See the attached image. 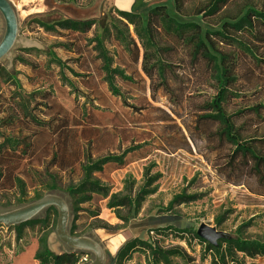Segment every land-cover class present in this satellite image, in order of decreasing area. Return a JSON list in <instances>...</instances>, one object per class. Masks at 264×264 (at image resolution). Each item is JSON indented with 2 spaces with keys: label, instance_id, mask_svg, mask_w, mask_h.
<instances>
[{
  "label": "rangeland",
  "instance_id": "rangeland-1",
  "mask_svg": "<svg viewBox=\"0 0 264 264\" xmlns=\"http://www.w3.org/2000/svg\"><path fill=\"white\" fill-rule=\"evenodd\" d=\"M9 1L19 20V42L11 58L2 62L20 86L12 79L0 76V93L9 100L6 113L0 112V136L16 135L15 128L3 127L2 119L18 114L13 110V104L29 101L30 95L38 89L54 94L56 109L45 117L48 124L30 151L31 167L24 174V192L19 189L0 190V213L23 207L50 194L62 197L72 209V200L66 189L79 183V163L95 162L109 153L120 155L136 146H143L127 156L132 160L128 166L118 168L109 165L97 175L103 184L111 187L113 194L135 196L145 184L148 168L151 174H161L158 192L145 201L138 213H131L129 209L111 210L105 200L99 203L97 219L91 218L87 212L96 211L94 205H80L82 211L70 215L69 229L76 226V234L80 237H91L102 243L106 264H114L120 248L134 238L150 240L165 249L179 247L185 250L188 259L172 258V264H213V256L207 253L206 244L202 245L192 236L153 232L159 227L190 228L198 233L200 227L206 225L226 234L228 239L264 240V198L222 180L202 155L208 148L207 136L212 139L215 131V127L196 123L203 116L204 107L218 92L210 68L203 63L192 65L189 52L182 45L162 38L167 79L163 82L157 78L152 83L142 73L141 65L136 67L127 63L128 74H134L135 83L118 82L120 94L114 96L101 82V62L96 59L95 43L92 41L95 36L102 35L104 26L112 16L117 15L118 10L138 13L146 19L150 10L165 5L178 21L195 22L204 31L215 32L220 30L224 17H235L244 4H261L264 0H229L213 18L193 15L192 9L206 0H183L186 11L183 14L175 11L172 0ZM65 19L96 21L97 24L90 34L81 38L76 35L56 38L45 34L43 29H34V20L52 24ZM4 34L5 22L0 14V42ZM213 40L218 50L234 55L235 47L226 46L216 37ZM23 49L30 52H21ZM261 55H264V47L259 50ZM243 59L241 57L239 62L241 77L232 88L241 97L226 103L228 114L264 104L262 72L249 62V57L247 63ZM243 67L253 68L254 75L249 73L243 77ZM34 106L35 102L30 108ZM172 109L178 113V116H173L174 122L161 121ZM40 110L36 116L42 120L45 109ZM184 122L199 145L196 147L191 143V152L179 150L173 153L176 146L184 144L175 124L186 137L189 136ZM49 131L55 135L51 136ZM142 154L146 157L139 159ZM14 162L17 160L14 159ZM127 181L136 184L132 193L125 190ZM180 194L199 195L200 199L169 210L170 202ZM21 199L26 201L24 205L18 204ZM76 218L79 219L76 221ZM57 220L58 214L52 211L47 225L42 227L49 232L50 253L61 255L71 250L57 237ZM96 225L101 229H93ZM15 242V232L0 227V264L12 263ZM82 260L89 264L93 256L85 255ZM132 263L146 264L145 257L135 254ZM257 264L264 263L259 261Z\"/></svg>",
  "mask_w": 264,
  "mask_h": 264
},
{
  "label": "trees",
  "instance_id": "trees-1",
  "mask_svg": "<svg viewBox=\"0 0 264 264\" xmlns=\"http://www.w3.org/2000/svg\"><path fill=\"white\" fill-rule=\"evenodd\" d=\"M172 1L178 14L186 12L183 8V0ZM60 2L77 3V0H60ZM228 2L229 0H206L192 9L193 15L202 18L217 17L221 8ZM116 14L104 26L102 35L95 36L92 40L95 43L96 59L101 62L103 75L101 82L106 85L107 90L114 96H118L120 94L118 82L129 85L135 83L134 74H128L127 63L136 67L141 65L142 73L152 83L157 78L164 82L167 79V65L162 56L164 49L161 46V40L164 38L182 45L189 52L192 65L203 63L210 68L218 87L217 95L204 107L203 116H200L196 122L199 126L215 127L212 139L207 136L208 148H205L202 155L222 180L237 187H244L250 194L264 198V104H257L234 114H228L225 109L227 102L241 97L240 94L232 91L236 81L241 77L239 74L241 57H244V63H247L249 57L251 59L249 62L260 73L262 72L264 78V55L259 56L260 48L264 47V2L244 4L237 16L224 17L220 30L215 32L204 31L201 25L195 22L178 21L165 5L156 6L150 10L146 19L141 14L129 11L118 10ZM34 21H36L34 29H43L45 34L56 38L71 35L81 38L90 34L97 24L96 21L73 19H65L52 24ZM213 37L218 38V41L226 46L235 47L234 55L218 50ZM20 51L30 52L24 49ZM58 63L62 65L61 61ZM242 71H244L243 77L248 76L249 73L254 75L253 68L243 67ZM0 76L12 79L19 85L16 77L7 70L3 62H0ZM33 102L35 106L30 108ZM7 103L9 100L0 93V112L6 113ZM40 109H45L42 120L36 116V113L41 111ZM55 109L54 94L41 92L38 89L30 95L29 101L13 104V110L18 114L15 113L11 117L8 115L2 119L3 127L15 128L16 135L0 136V140H3L0 143V190L19 189L23 191L26 188L24 174L31 167L29 165L30 151L48 124L45 117H48L49 113L54 112ZM165 115L166 119L161 121L173 123V116H178V113L172 109ZM183 125L189 136L186 137L182 129L175 124L182 135L184 144L176 146L173 153L179 150L191 152V143L196 147L199 145L190 127L185 122ZM29 133L31 134L28 135ZM49 134L55 135L50 131ZM140 148L143 146H136L120 155L109 153L95 162L79 163V183L71 184L66 189L72 200L71 215L82 211L79 208L80 205H94L96 211L88 210L87 212L90 213L91 218L97 219L99 203L105 200L108 201L107 207L111 210L129 209L131 213H138L145 201L158 192V181L161 179V174H151L148 168L145 174V184L135 196L113 194L111 187L103 184L97 175L102 174L109 165H116L118 168L128 166L132 160L127 156ZM145 157L146 155L142 154L139 159ZM14 159L17 160L16 163ZM135 185V182L127 181L125 190L132 193ZM51 188L56 189L55 186ZM199 199V195L180 194L173 198L168 208L173 210L176 207L195 203ZM25 203L26 201L21 199L18 204L24 205ZM52 211L57 214L56 209L51 208L26 224L10 227L9 229L16 234V242L22 240L26 228L36 225L46 226ZM78 219L76 218V221ZM93 229H101V226L96 225ZM69 230L71 235L81 236L76 234V226ZM153 232L160 235L173 232L179 237L192 236L202 245L206 244L207 253L213 256V264H257L259 261L264 263V240L261 239L240 237L225 239L213 247L200 239L197 233L190 228L166 226L159 227ZM48 236L49 232H46L39 239V249L35 260L41 264H85L82 262V257L91 255L84 252L54 255L49 251ZM135 254L144 256L146 264H172V258L184 261L188 259L187 253L182 248L165 249L158 244H153L150 240L134 238L128 240L120 248L114 258V264H133Z\"/></svg>",
  "mask_w": 264,
  "mask_h": 264
},
{
  "label": "water",
  "instance_id": "water-1",
  "mask_svg": "<svg viewBox=\"0 0 264 264\" xmlns=\"http://www.w3.org/2000/svg\"><path fill=\"white\" fill-rule=\"evenodd\" d=\"M0 14L5 22V34L0 42V62L10 59L19 42V20L13 4L9 0H0ZM55 208L58 214L56 234L58 239L71 252H84L93 256L89 264H106V252L99 241L91 237H77L70 234V207L68 203L56 194H50L23 207L0 213V227H14L26 224L43 214L46 210ZM198 237L209 245L216 247L227 235L215 228L203 225Z\"/></svg>",
  "mask_w": 264,
  "mask_h": 264
},
{
  "label": "crops",
  "instance_id": "crops-1",
  "mask_svg": "<svg viewBox=\"0 0 264 264\" xmlns=\"http://www.w3.org/2000/svg\"><path fill=\"white\" fill-rule=\"evenodd\" d=\"M46 233L41 225L28 227L23 232L22 240L15 242V256L12 264H41L35 260L39 249V239Z\"/></svg>",
  "mask_w": 264,
  "mask_h": 264
},
{
  "label": "built area",
  "instance_id": "built-area-1",
  "mask_svg": "<svg viewBox=\"0 0 264 264\" xmlns=\"http://www.w3.org/2000/svg\"><path fill=\"white\" fill-rule=\"evenodd\" d=\"M82 262H83V260H82Z\"/></svg>",
  "mask_w": 264,
  "mask_h": 264
}]
</instances>
